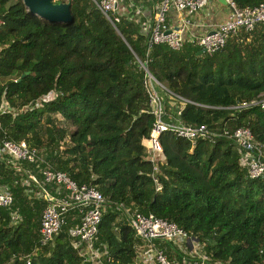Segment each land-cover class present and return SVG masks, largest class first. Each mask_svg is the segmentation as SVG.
<instances>
[{"label": "trees", "instance_id": "trees-1", "mask_svg": "<svg viewBox=\"0 0 264 264\" xmlns=\"http://www.w3.org/2000/svg\"><path fill=\"white\" fill-rule=\"evenodd\" d=\"M133 2L146 13L134 15L128 7L115 29L92 0H70L69 24L30 13L22 0H0V100L9 106L0 112V146L3 138L24 139L42 149L53 168L101 191L93 241L101 264H140L129 223L135 211L191 231L207 264H264V178L247 173L232 139L191 141L165 129L158 171L146 147L154 120L146 70L182 104L183 122L219 130L248 126L264 143V107L234 106L264 93V21L230 34L212 53L199 52L190 40L179 49L165 42L148 48L140 24L157 0ZM40 165L1 158L0 181L13 200L0 206V264H93L70 234L79 221L76 209L47 244L33 250L45 200L24 169L41 179ZM153 242L162 248L171 243Z\"/></svg>", "mask_w": 264, "mask_h": 264}, {"label": "built area", "instance_id": "built-area-1", "mask_svg": "<svg viewBox=\"0 0 264 264\" xmlns=\"http://www.w3.org/2000/svg\"><path fill=\"white\" fill-rule=\"evenodd\" d=\"M70 1V0H53ZM96 7L117 29V22L133 6V14H145L146 11L140 4L133 0H92ZM209 0H157L154 3V11L141 21L140 28L147 34V47L152 43L165 42L170 47L179 49L185 40H190L203 52L212 53L220 49L230 34L238 33L241 29L251 30L255 25L264 21V3L254 5L238 6L234 0H225L229 7L228 16L215 23L213 28L204 33H192L193 14L204 7ZM170 10L176 12L174 22L169 17ZM132 14V15H133ZM1 23V19H0ZM146 85L149 94V102L154 120L149 131L146 142L148 156L153 161V171H158L157 160L161 157L162 145L160 133L165 129L174 131L177 135L194 141L196 138L206 139L214 142L217 136L224 135L232 139L240 152V163L243 164L250 176L264 178V143L254 139L248 126H238L234 129H213L205 123H185L180 119L181 106L176 107L174 114H168L163 97L157 90L162 89L167 94H174L163 83L146 70ZM50 93L41 97L45 99ZM179 99L185 98L175 94ZM40 99V98H39ZM37 99V101L39 100ZM249 104H260L264 107V93L256 97L242 101L234 106H246ZM8 102L5 98L0 100V112L8 110ZM1 126V120H0ZM10 156L14 162L26 160L30 163H38L42 178H37V172L31 168L24 169L29 179L36 181L39 186L37 193L44 198L45 202L40 212L39 238L34 244L33 250L47 244L53 234L57 232L66 220V214L76 209L79 221L70 229L72 237L78 238L75 246L78 251L85 255L93 264H101V251L93 246L95 234L101 219L104 205V196L93 184L86 182L77 183L65 171L55 169L44 159L42 149L36 145H30L26 140H14L3 138L0 146V161L2 156ZM1 180V174H0ZM155 188L160 184L154 177ZM13 196L8 192L0 181V206L11 204ZM18 214H12V218H18ZM129 223L139 244L146 246L144 256L150 261L146 264H202L205 262L197 258L198 241L188 231L172 220L162 218L152 212L135 211L129 215ZM164 239L172 243L180 244L178 247L181 258L168 257L162 247H158L153 241ZM79 244V245H78ZM185 245L189 246L187 250ZM138 247V246H137ZM138 251V250H137ZM151 257V258H150ZM195 257V258H194ZM204 258V257H203ZM137 257L136 260L142 264Z\"/></svg>", "mask_w": 264, "mask_h": 264}, {"label": "crops", "instance_id": "crops-1", "mask_svg": "<svg viewBox=\"0 0 264 264\" xmlns=\"http://www.w3.org/2000/svg\"><path fill=\"white\" fill-rule=\"evenodd\" d=\"M229 13V7L226 4V2H223L222 0H209L208 3L197 10L196 13L193 14L192 20L193 25L191 26L192 33H204L209 30H211L215 23L225 19L228 16ZM176 16V12L173 10H170L169 17L171 19V22H174ZM158 92L163 97L165 101V106L168 114H174L176 112V106H177V100L175 99L173 102L176 104L171 107V103L168 101V94H166L162 89L157 87ZM170 103V104H169ZM169 104V105H168ZM170 243V242H169ZM180 244L178 243H170V247L167 245H164L166 252H168V255H173V257H177V252L179 253L178 246ZM137 257L138 260L142 264H146V259L144 256V253L146 251V246L139 244L137 247Z\"/></svg>", "mask_w": 264, "mask_h": 264}, {"label": "water", "instance_id": "water-1", "mask_svg": "<svg viewBox=\"0 0 264 264\" xmlns=\"http://www.w3.org/2000/svg\"><path fill=\"white\" fill-rule=\"evenodd\" d=\"M225 2V0H222ZM27 10L49 22H60L69 24L74 17L70 9V1H53V0H22ZM200 48L199 52H203ZM146 68V63H143Z\"/></svg>", "mask_w": 264, "mask_h": 264}, {"label": "rangeland", "instance_id": "rangeland-1", "mask_svg": "<svg viewBox=\"0 0 264 264\" xmlns=\"http://www.w3.org/2000/svg\"><path fill=\"white\" fill-rule=\"evenodd\" d=\"M197 12V11H196ZM195 12V13H196ZM175 100V97L172 95V94H169V96H168V101L169 102H172L171 103V107H173V105H175L176 103L175 102H173ZM170 104V103H169ZM168 104V105H169ZM182 104H180L179 102H177V108H179L180 106H181ZM59 116V115H58ZM69 128H70V126H69ZM198 249H197V253H196V256H197V258H199V259H202V260H204L205 262H203L202 264H207V262H209V258H208V256H207V254H205V252H204V249L202 248V245L201 244H199L198 245V247H197ZM144 254L145 253H147L146 251L145 252H143ZM170 257H173V255H171ZM204 257V258H203ZM151 258V257H150ZM174 258V257H173ZM195 258V257H194ZM145 259H146V262L148 263V261H150V259L148 260L146 257H145ZM148 260V261H147ZM217 262V261H216ZM215 262V263H216Z\"/></svg>", "mask_w": 264, "mask_h": 264}]
</instances>
